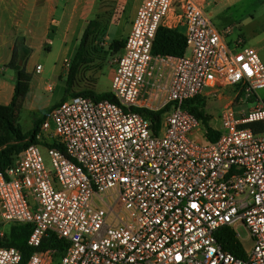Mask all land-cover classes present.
I'll return each instance as SVG.
<instances>
[{"label": "built area", "instance_id": "obj_1", "mask_svg": "<svg viewBox=\"0 0 264 264\" xmlns=\"http://www.w3.org/2000/svg\"><path fill=\"white\" fill-rule=\"evenodd\" d=\"M160 27L185 29L184 56L153 53ZM229 32L196 0L141 1L115 64L118 103L59 102L39 144L0 173V223L31 225L34 248L25 261L0 246V264H264V132L248 128L264 124V101L226 106L215 142L184 107L226 87L264 90L258 50L229 46ZM240 226L253 243L245 258L217 240L231 227L241 241Z\"/></svg>", "mask_w": 264, "mask_h": 264}, {"label": "rangeland", "instance_id": "obj_2", "mask_svg": "<svg viewBox=\"0 0 264 264\" xmlns=\"http://www.w3.org/2000/svg\"><path fill=\"white\" fill-rule=\"evenodd\" d=\"M95 6L98 11L95 18L101 21V28L95 34L90 46V59L93 62L81 67L80 73L84 78L73 89L75 93L83 91L87 86H93L96 94L110 92L116 71V60L123 52V50L119 52L112 50L111 44L115 40L126 41L136 5H132L131 0H99V5ZM203 6L219 29H230L229 39L241 38L244 44L256 48L264 63L263 0H220L219 5L210 2L209 5ZM181 32L184 33L185 29L182 28ZM33 44L35 51L32 55L31 67L35 69L37 65H41L43 71L41 74L33 71L32 95L35 99L29 98L19 117V124L24 132L32 130L36 120H46L51 109L65 96L66 80L75 54V49L68 56L56 48L52 52L47 51L49 44L44 45L46 51H40L35 43ZM18 45L21 56L23 55L21 42ZM48 87H52L53 90H49ZM237 94L233 87H226L216 94L203 98V111L209 117L213 129L221 128V112L226 106L232 105L236 111L246 113L259 100L264 101V90L254 95L243 93L237 96ZM32 105L37 111H30ZM43 154L46 155L45 149ZM12 226L0 223L2 242H9ZM238 233L242 245L247 250L251 249L253 243L248 238L247 229L240 226Z\"/></svg>", "mask_w": 264, "mask_h": 264}, {"label": "trees", "instance_id": "obj_3", "mask_svg": "<svg viewBox=\"0 0 264 264\" xmlns=\"http://www.w3.org/2000/svg\"><path fill=\"white\" fill-rule=\"evenodd\" d=\"M100 28L101 21L95 19L90 21L84 30L79 48L68 72L65 96L60 102H64L75 95H82L92 97L95 100H110L111 102L118 103L116 97L110 92L96 94L93 86H87L83 91L77 93L73 92L75 86L78 85L77 83L84 78L80 73L81 67L93 62L90 59V46L92 39ZM124 47L125 42L119 40H115L111 44V49L116 52L122 51ZM21 51L23 55L20 56L19 45H16L12 59L7 65V68L13 69L16 72V86L13 100L9 105H0V173L4 172L13 163L16 155L22 153L33 144H39L36 137L40 132L41 125L45 121V119L36 120L33 129L28 132H24L19 124V117L23 110L24 102L30 92L33 76V74L27 71L28 56L31 54V49L25 45L24 41L21 42ZM186 52V38L180 30L166 27H160L158 29L153 46L154 54L182 57ZM203 103L204 99L197 97L187 101L184 107L202 121L208 131V139L211 142H215L220 135L211 127L210 119L203 111ZM145 116L158 124L161 120L162 113L145 112ZM248 128L255 133L264 132V124L255 123L249 125ZM31 233V225H13L11 227L9 242H2L0 240V246L14 247L20 250L26 261L34 252V248L28 245ZM217 240L226 251L237 257L245 258V249L237 237V233L231 227L221 228L217 234ZM47 246V243L43 244L41 250H45Z\"/></svg>", "mask_w": 264, "mask_h": 264}, {"label": "crops", "instance_id": "obj_4", "mask_svg": "<svg viewBox=\"0 0 264 264\" xmlns=\"http://www.w3.org/2000/svg\"><path fill=\"white\" fill-rule=\"evenodd\" d=\"M131 1L132 5H136L134 19L142 0ZM196 1L200 5H209L210 2L214 5L220 3V0ZM95 5H99V0H0V105H9L15 94L16 72L7 68L15 46L24 41L31 49L27 63V71L31 74L33 71L36 73V67L35 69L31 67V59L35 51L33 43L40 51H46L44 45L49 44L47 51L52 52L56 48L65 52L66 56L75 49V56L84 30L90 21L96 19L98 11ZM220 30L224 31L227 28ZM230 35L229 32L225 39L229 46L234 47L241 38L232 40L229 39ZM32 87L33 81L23 109L29 98L35 99L32 95ZM254 106L255 104L251 108ZM35 110L32 105L30 111Z\"/></svg>", "mask_w": 264, "mask_h": 264}]
</instances>
